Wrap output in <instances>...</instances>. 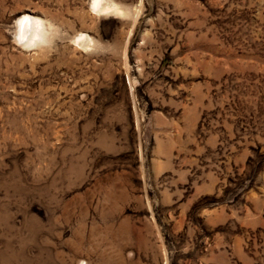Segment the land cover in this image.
Returning a JSON list of instances; mask_svg holds the SVG:
<instances>
[{
	"label": "rangeland",
	"instance_id": "rangeland-1",
	"mask_svg": "<svg viewBox=\"0 0 264 264\" xmlns=\"http://www.w3.org/2000/svg\"><path fill=\"white\" fill-rule=\"evenodd\" d=\"M91 2L0 0V264H264V0Z\"/></svg>",
	"mask_w": 264,
	"mask_h": 264
},
{
	"label": "bare ground",
	"instance_id": "bare-ground-1",
	"mask_svg": "<svg viewBox=\"0 0 264 264\" xmlns=\"http://www.w3.org/2000/svg\"><path fill=\"white\" fill-rule=\"evenodd\" d=\"M91 7L97 10L103 8L100 0H92ZM39 21L28 16H24L20 19L18 27V35L20 38L26 39L27 42L38 40L42 31V25Z\"/></svg>",
	"mask_w": 264,
	"mask_h": 264
}]
</instances>
